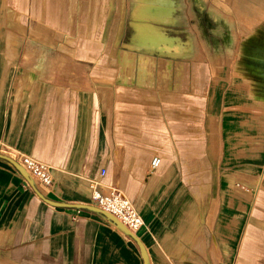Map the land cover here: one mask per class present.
<instances>
[{
	"label": "crops",
	"instance_id": "1",
	"mask_svg": "<svg viewBox=\"0 0 264 264\" xmlns=\"http://www.w3.org/2000/svg\"><path fill=\"white\" fill-rule=\"evenodd\" d=\"M248 1L233 0V12L255 19ZM27 3L40 44L59 35L56 48L99 70L98 79H8L0 57V149L12 155L1 153L44 162L53 179L27 185L0 157V264H144L138 242L107 216L37 192L88 204L98 179L141 213L149 264H264V93L248 81L224 92L207 41L230 0ZM0 19L20 28L15 11L2 6ZM198 158L216 174L220 166L205 195L177 186L187 174L209 179Z\"/></svg>",
	"mask_w": 264,
	"mask_h": 264
},
{
	"label": "rangeland",
	"instance_id": "2",
	"mask_svg": "<svg viewBox=\"0 0 264 264\" xmlns=\"http://www.w3.org/2000/svg\"><path fill=\"white\" fill-rule=\"evenodd\" d=\"M27 1L0 0V8L3 6L6 13L9 11L18 13V24L20 25L19 29H15L12 24L0 19V57L4 64L5 77L8 79H98L95 75L96 73L98 75L99 69L93 67V61H85L78 58L75 52H64L55 47L56 43L61 42V36H53L51 40L47 41L48 45L40 44V40L30 32L33 21L28 18L29 5ZM232 1L230 0V10L227 11L228 19L221 22V32L214 31L212 35L207 36L214 55H216L215 52L220 53L215 59L218 63L223 64L222 69L216 68L213 76L216 77V72H218L217 76L220 77V72H224L226 79L224 80L226 81L224 92L231 91L234 82L248 81L251 93L254 90L257 93L259 91L264 93V60L256 59L255 55V51L258 52L259 49L264 51V18L256 21L257 16L250 20L237 16L233 12L234 2ZM253 1L254 6L259 4L264 8V5L257 0ZM233 32L236 33V40L232 42ZM199 40L200 37H196L198 49L200 48ZM258 64H260V69L256 67L253 70V66ZM100 71L107 75L109 69H100ZM0 152L11 154L3 149H0ZM200 159L198 158L197 173L206 171L209 179L206 182H195L188 180L189 175L187 174L186 179H182L177 186L190 189L193 193L195 188L201 189L204 190L205 195V189L209 188L211 183L212 188L216 189L218 183L216 175L220 173V166L217 162L215 163L216 174L214 164H205L203 161L200 162ZM211 171H213L212 180L210 178ZM189 198H193L197 203V209L204 211L205 196L202 197L203 199L201 198L202 201L195 194Z\"/></svg>",
	"mask_w": 264,
	"mask_h": 264
},
{
	"label": "built area",
	"instance_id": "3",
	"mask_svg": "<svg viewBox=\"0 0 264 264\" xmlns=\"http://www.w3.org/2000/svg\"><path fill=\"white\" fill-rule=\"evenodd\" d=\"M28 173L34 184L42 187H49L52 185L53 179L51 174V167L29 155H20L15 159ZM160 160L155 158L153 166H157ZM102 171V175H104ZM25 183L30 185L29 181L25 179ZM91 195L90 203L95 205L108 213L115 216L127 229L133 234L137 233L144 226V219L139 210L133 203L116 187L102 188L101 180H90L89 183Z\"/></svg>",
	"mask_w": 264,
	"mask_h": 264
},
{
	"label": "water",
	"instance_id": "4",
	"mask_svg": "<svg viewBox=\"0 0 264 264\" xmlns=\"http://www.w3.org/2000/svg\"><path fill=\"white\" fill-rule=\"evenodd\" d=\"M0 157L8 159L25 177V179H27L30 183V185L32 187H35V184L33 182V180L29 177L28 173L25 171V169L13 158L4 155L2 153H0ZM41 197H43L46 201H48L49 203H52L54 205H58V206H76V207H81V208H87V209H91L97 212H100L102 214H104L105 216H107L110 220H112L116 225H118V227H120L122 230H124L128 235H130L131 237H133L139 244L140 250H141V254H142V258L144 261V264H149V259H148V254L146 251V248L143 244V242L140 240V238L138 236H136L135 234H133L129 229H127V227L121 223L115 216H113L112 214L108 213L107 211L95 206V205H91V204H79V205H69V204H65V203H58V202H53L50 201L48 199H46L43 195H41V193L39 191H37Z\"/></svg>",
	"mask_w": 264,
	"mask_h": 264
},
{
	"label": "flooded vegetation",
	"instance_id": "5",
	"mask_svg": "<svg viewBox=\"0 0 264 264\" xmlns=\"http://www.w3.org/2000/svg\"><path fill=\"white\" fill-rule=\"evenodd\" d=\"M258 1V0H257ZM263 1V0H262ZM259 2V1H258ZM260 4H263L264 5V2H259ZM255 11L257 12V18H256V21H258V20H261L262 18H264V8L261 6V5H259L258 4V6L256 5L255 6ZM246 27V26H245ZM247 27H248V25H247ZM231 41H232V38H231ZM233 42V41H232ZM256 53H255V55H256V59H259V60H264V51L263 50H261V49H259L258 50V52L257 51H255ZM254 55V56H255ZM256 67H258V69H260L259 67H260V64H258L257 66H253V70H255L256 69ZM260 72V71H259Z\"/></svg>",
	"mask_w": 264,
	"mask_h": 264
},
{
	"label": "bare ground",
	"instance_id": "6",
	"mask_svg": "<svg viewBox=\"0 0 264 264\" xmlns=\"http://www.w3.org/2000/svg\"><path fill=\"white\" fill-rule=\"evenodd\" d=\"M141 53H142V52H141ZM143 53H144V52H143ZM0 153H1V152H0ZM11 155H12V154H11ZM8 156H9V155H8ZM156 158H157V157H156ZM154 159H155V158H154ZM154 159H153V160H154ZM152 164H153V161H152Z\"/></svg>",
	"mask_w": 264,
	"mask_h": 264
}]
</instances>
